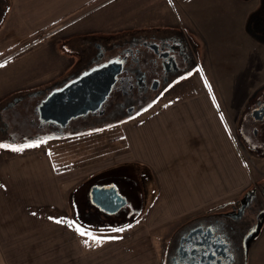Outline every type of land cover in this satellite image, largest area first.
<instances>
[{"label":"rangeland","instance_id":"obj_1","mask_svg":"<svg viewBox=\"0 0 264 264\" xmlns=\"http://www.w3.org/2000/svg\"><path fill=\"white\" fill-rule=\"evenodd\" d=\"M159 2L162 1L152 0L157 8L134 9L129 13L138 26L117 21L124 18L115 17L113 12L102 7L94 11L102 13L101 18L93 19L97 14L88 20L87 13L75 21L80 14L92 12L81 10L68 19L36 28L32 36H23L19 22V27L8 31L7 41L11 40V47L0 57V63L3 62L0 74L7 77V84L5 80L0 82V93L4 94L13 83H19L21 88L10 89L0 100V144L21 147L38 140L46 143L19 152L0 148V154L9 156L0 166V264H39L40 258L52 255L46 249H35L36 246L43 247L50 241L61 246L68 241H84L85 237L78 234L71 240L67 232L69 226L57 220L75 222L91 231L93 236L101 235V231L112 232L113 228L127 230L135 225H162L158 223L163 222L170 231L163 237L168 246L167 256L182 228L222 210L220 205L240 199L253 185H264V147L260 145L264 132L259 124L255 126L258 128L256 142L252 127L243 125L247 140L241 139V142L248 149L242 154L247 160L244 169L238 165L234 167L231 158L235 154H228L229 147L217 146L222 141L220 130L213 131L215 146L211 144L214 138L206 136L207 131L198 142L196 139L190 141L189 136L183 134L178 138V132H182L181 122L178 123V96L191 97V93L197 92L196 76L174 83L155 105L133 119L99 126H96L98 123L87 124L85 128H72L70 122L61 132L47 125L40 126L33 106L54 82L58 84L65 79L68 71L85 67L86 59L94 52L93 47L81 48L89 40L87 37L109 36L110 44L135 29L161 27L162 20L178 21L173 11H170L172 18L164 17L165 3ZM142 15H145L143 20L137 23L138 16ZM147 22L151 24L139 25ZM165 28L178 29V24ZM197 59L202 64L205 58L198 55ZM223 62L220 67L227 69ZM259 96L264 98V90ZM231 116L230 120H235L236 112L231 111ZM51 145L60 150L52 152L57 165H52L53 175L50 173V176L40 166L41 160L30 161L26 156L24 159L17 156ZM62 159L65 168L58 167ZM66 183H70L69 187ZM102 184L114 185L126 199V204L118 211L108 213L91 202V187ZM31 204L40 205L39 208L33 206L38 217L26 210ZM103 235L104 240L111 236ZM260 243L250 251L248 264H264V241ZM95 244L89 241L85 247L91 249ZM74 252L71 250V257H78Z\"/></svg>","mask_w":264,"mask_h":264},{"label":"crops","instance_id":"obj_2","mask_svg":"<svg viewBox=\"0 0 264 264\" xmlns=\"http://www.w3.org/2000/svg\"><path fill=\"white\" fill-rule=\"evenodd\" d=\"M161 1L166 6L164 17H171L173 11L178 21L162 20L164 22L160 26L171 27L178 24V29L182 34L191 35L192 39L198 43V55L205 58L199 65L197 73L191 76V78L196 76L194 82L197 92L191 93V97L178 96V123L181 122L182 131L178 132V138L183 134L184 137L189 136L190 141L196 139L198 142L206 134L204 131H207L206 136L214 138L211 144L215 146L213 131L220 130L223 142L220 141L217 146L222 149L229 147L228 154L230 156L235 154V157L231 158L234 167L238 165L240 168H246L247 160L242 158V154H245L248 149L241 142V139L242 141L247 140L246 128H243L244 124L248 126L246 105L250 104L248 101L254 91L264 83V0ZM102 7L113 12L115 17L124 18L117 21L132 24L136 21L129 13H132L134 9L157 8L152 4V0H0V8L5 11L0 22V57L5 49L11 47V40L7 41L8 31L19 27L18 22L22 24L23 36H32L31 34L37 32L36 28L48 27L56 21L68 19L70 15H75L81 10H92V12L79 13L80 15L74 18L75 21L87 13L89 14L88 20L97 14L98 16L93 19L101 18L103 14H96L94 11L101 10ZM144 16H138L140 21L137 23H141L143 20L141 18ZM128 17L131 18L128 19ZM149 24L151 22L139 25ZM134 26L138 25L134 24ZM221 61H224L227 69L220 67ZM2 68L0 66V69ZM3 80L7 84V77L0 74V82ZM14 84L10 89L21 88L18 86L19 83ZM10 89L4 94L0 93V100ZM231 111L236 112V118L232 121L230 120L232 119ZM244 119L246 121H243ZM183 131L189 133H183ZM170 136H172L171 133ZM252 137L256 142L257 134H253ZM248 147L250 150L253 148L250 144ZM54 150H60V147L56 149L55 145H51L40 151L17 156H22L23 159L26 156L30 161L41 160L40 166L45 170V174L50 176L52 165L56 164L55 154L52 153ZM217 152L214 151L215 154ZM210 153H213V149ZM5 157L9 156L0 154V166L6 162ZM58 167L65 168L64 159L58 162ZM67 185L69 187L70 183H66V187ZM2 198L4 199V196ZM46 205L48 203L43 206ZM33 206L39 208L40 205H28L29 209L26 210H30L31 215L35 216L36 211ZM158 224L162 225H135L123 232L101 231V235H96L101 238L100 243L95 244L91 249H87L85 244L78 240L68 241L64 246L56 241L47 242L43 247H35V249H46L52 255L40 258L39 264H167L168 246L164 243L163 237L165 238L170 231L166 230L168 226H165L163 222ZM152 229L155 230L151 231ZM67 232L71 240L78 236L74 227H68ZM104 233L111 236L104 240L102 237ZM260 241H264V224L251 242L248 258L253 246H260ZM85 249L91 251L88 252ZM71 250H74V255L78 257L72 258Z\"/></svg>","mask_w":264,"mask_h":264},{"label":"flooded vegetation","instance_id":"obj_3","mask_svg":"<svg viewBox=\"0 0 264 264\" xmlns=\"http://www.w3.org/2000/svg\"><path fill=\"white\" fill-rule=\"evenodd\" d=\"M168 29L138 28L110 44L109 36L87 37L89 40L81 48L86 50L93 47L94 52L86 59L85 67L68 71L66 78L58 84L54 82L33 106L40 126L47 125L61 132L70 122L72 128H85L87 124L98 123L96 126H99L133 119L155 105L174 83L180 79L189 80L200 65L197 59L198 44L190 35L182 34L181 30ZM109 62H117L119 74L96 109L71 118L64 126L51 118H40L39 106L51 93ZM261 90L257 89L248 101L250 104L246 105L247 122L253 134H258L255 127L258 124L264 132V98L256 97ZM226 205L230 206L227 208ZM220 208L222 210L198 218L178 232L167 255V264L247 263L251 242L264 224V185H253L243 197L230 200Z\"/></svg>","mask_w":264,"mask_h":264},{"label":"water","instance_id":"obj_4","mask_svg":"<svg viewBox=\"0 0 264 264\" xmlns=\"http://www.w3.org/2000/svg\"><path fill=\"white\" fill-rule=\"evenodd\" d=\"M118 74L117 62H109L86 72L44 99L39 106L40 118H51L64 126L71 118L96 109L109 93ZM89 194L91 202L108 213L118 211L126 203L113 185L93 186Z\"/></svg>","mask_w":264,"mask_h":264},{"label":"snow or ice","instance_id":"obj_5","mask_svg":"<svg viewBox=\"0 0 264 264\" xmlns=\"http://www.w3.org/2000/svg\"><path fill=\"white\" fill-rule=\"evenodd\" d=\"M2 66V65H0ZM46 143L45 140H38L36 142L33 143H29V144H24L21 147H15V146H11V145H6V144H0V148H10V150L12 151H22L24 148H31V147H39L41 144ZM2 187V186H0ZM51 219V218H50ZM57 223H66L69 227H74V230L77 232L78 235H80L81 237H85L83 243L85 244V246L88 245L89 241H92L94 243H100L101 238L97 237V236H93L91 231L85 230L83 229L82 226L75 224V222H71V221H62V220H57ZM128 227H131V225H129ZM125 229L124 228H113L112 231L113 232H123ZM255 231V229L253 230Z\"/></svg>","mask_w":264,"mask_h":264},{"label":"trees","instance_id":"obj_6","mask_svg":"<svg viewBox=\"0 0 264 264\" xmlns=\"http://www.w3.org/2000/svg\"><path fill=\"white\" fill-rule=\"evenodd\" d=\"M4 13H5L4 9L3 8H0V22L2 20V17L4 15Z\"/></svg>","mask_w":264,"mask_h":264}]
</instances>
